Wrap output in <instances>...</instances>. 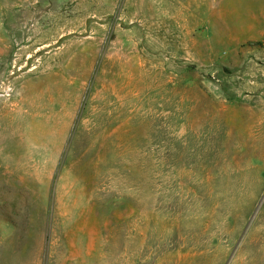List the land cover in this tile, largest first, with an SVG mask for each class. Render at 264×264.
I'll return each instance as SVG.
<instances>
[{
    "label": "rangeland",
    "instance_id": "obj_1",
    "mask_svg": "<svg viewBox=\"0 0 264 264\" xmlns=\"http://www.w3.org/2000/svg\"><path fill=\"white\" fill-rule=\"evenodd\" d=\"M0 264H264V0H0Z\"/></svg>",
    "mask_w": 264,
    "mask_h": 264
}]
</instances>
